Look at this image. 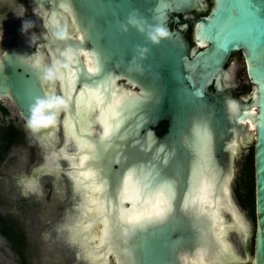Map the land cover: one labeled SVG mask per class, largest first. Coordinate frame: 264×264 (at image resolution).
I'll use <instances>...</instances> for the list:
<instances>
[{
    "label": "water",
    "instance_id": "1",
    "mask_svg": "<svg viewBox=\"0 0 264 264\" xmlns=\"http://www.w3.org/2000/svg\"><path fill=\"white\" fill-rule=\"evenodd\" d=\"M31 1L44 26L3 47L0 97L15 102L26 129L51 149L46 163L23 175L37 183L61 173L73 182L69 161L57 173L46 167L58 149L42 137L51 125L27 124L37 100H68L69 143L57 151L71 148L97 264H264V0H213L212 8L208 0ZM251 2L254 18L242 11ZM194 11L203 14L195 45L179 17ZM161 25L168 36L154 41ZM206 26L219 30L215 41ZM243 57L253 89L236 96ZM55 59L63 92L47 75ZM81 76L107 88L83 89ZM248 109L249 121L240 122ZM163 121L169 127L160 136L154 128ZM251 144L253 258V220L232 190L235 159Z\"/></svg>",
    "mask_w": 264,
    "mask_h": 264
},
{
    "label": "rangeland",
    "instance_id": "2",
    "mask_svg": "<svg viewBox=\"0 0 264 264\" xmlns=\"http://www.w3.org/2000/svg\"><path fill=\"white\" fill-rule=\"evenodd\" d=\"M43 26V18L34 12L31 0H0V42L25 37L30 32H38V27ZM236 54L237 52L233 57ZM242 76V81L247 86L241 94L246 96L253 88L245 69ZM5 103L10 113L3 115L0 112V139L3 131L11 126L21 131L22 138L6 153L0 154L3 155L0 161V216L18 224L19 229L25 233V253L30 264H89L87 258L79 254L80 249L70 231L63 227L78 213L80 197L72 188L74 184L66 173H61L59 179L48 174L38 179L35 185L28 183L23 175H30L46 163L51 149L26 129L25 121L14 101L7 99ZM63 117L64 111H61L54 134V145L58 149L66 144L62 128ZM254 148V144L245 145L244 153H238L232 181L237 206L253 220L252 258L257 230L256 199L253 209L250 203L244 204L243 198L247 192L244 166ZM68 150H71L70 146ZM59 162L63 166L68 165L65 157H60ZM0 264H21V256L11 248V243L1 233Z\"/></svg>",
    "mask_w": 264,
    "mask_h": 264
},
{
    "label": "bare ground",
    "instance_id": "3",
    "mask_svg": "<svg viewBox=\"0 0 264 264\" xmlns=\"http://www.w3.org/2000/svg\"><path fill=\"white\" fill-rule=\"evenodd\" d=\"M51 62H52V65H56L58 67L56 59L54 61L51 60ZM57 80L58 82H60L59 84L61 87V91L63 92L62 90L63 85H62L60 73H59V78ZM58 120L59 118L56 120L55 123L51 124L50 130L42 135V137L46 140V142L53 141L54 139L53 136L57 130ZM63 124H64V120H63ZM64 128H65V124H64ZM68 143L69 141L66 135V145H68ZM57 150L58 149L50 153L49 161L46 164L47 169L53 173L59 172L60 171L59 170L60 163L58 162L59 157L67 158L71 166V169L69 170V174L73 179L72 183L74 184V189L77 192H79V195H80L79 206H77L78 213L76 214V216L74 217L72 221L66 224V227H68V230L70 231L73 240H75L76 243L78 244L80 252L83 253V255L87 258L90 264H97L94 239H93V235H92V231H91V227H90V223H89V219H88V215H87V211H86V207H85V203H84L72 151L63 149L62 152L61 151L59 152ZM36 182L37 180L33 178L28 180V183L30 185H35ZM191 264H195V263L193 262Z\"/></svg>",
    "mask_w": 264,
    "mask_h": 264
},
{
    "label": "trees",
    "instance_id": "4",
    "mask_svg": "<svg viewBox=\"0 0 264 264\" xmlns=\"http://www.w3.org/2000/svg\"><path fill=\"white\" fill-rule=\"evenodd\" d=\"M21 131L11 126L5 131V153L8 151L10 146L18 141ZM3 155H0V161ZM244 177L247 184V192L244 195L243 202L250 203L255 209L256 199V179H255V155L254 150L248 155L245 166H244ZM0 233L4 235L11 243V248L21 256V264H30L28 262L25 246L27 237L25 233L19 229L18 224H13L9 221V218L0 216Z\"/></svg>",
    "mask_w": 264,
    "mask_h": 264
},
{
    "label": "clouds",
    "instance_id": "5",
    "mask_svg": "<svg viewBox=\"0 0 264 264\" xmlns=\"http://www.w3.org/2000/svg\"><path fill=\"white\" fill-rule=\"evenodd\" d=\"M27 23V22H25ZM134 23H138L134 21ZM168 36V31L164 26H157L151 33V38L154 41H158L163 37ZM49 79L59 78V71L56 65H53L47 72ZM68 100L63 96H51L47 99H39L31 107V116L27 121L29 127L35 129L43 124H53L59 117L61 111H65L68 108ZM43 122V123H41Z\"/></svg>",
    "mask_w": 264,
    "mask_h": 264
},
{
    "label": "flooded vegetation",
    "instance_id": "6",
    "mask_svg": "<svg viewBox=\"0 0 264 264\" xmlns=\"http://www.w3.org/2000/svg\"><path fill=\"white\" fill-rule=\"evenodd\" d=\"M209 1V4L212 3V6L211 8L213 7L214 3H213V0H208ZM33 5V4H32ZM201 16H203L202 13L200 12H192L191 14H180L179 17L182 19V22L183 23H188L189 24V29L186 31V36L190 39V41L192 42L193 45H195L196 43V40H195V25H196V22L195 20L200 18ZM176 25L174 22L172 23V26ZM176 26H179V25H176ZM19 39H14V40H5V41H2L0 42V54L2 55L3 54V47L6 46L8 43L10 42H16L18 41ZM236 53V52H235ZM238 54H242V56H244L243 52L240 51V52H237ZM234 54V53H233ZM233 54L231 56V60L230 61H234V59H237V55L236 54L234 57H233ZM244 59V65H245V71L247 72V68H246V62H245V58L243 57ZM244 67H241L239 73L237 74L236 76V82H237V86L234 88V94L236 96H244L241 94V92H244L245 89H246V84L243 83L242 81V73L244 72L243 70ZM248 73V72H247ZM248 78L250 79L249 75H248ZM126 81H124L125 83ZM251 82V80H250ZM252 84V88H253V83L251 82ZM7 99H11V98H1L0 97V112L3 114V115H8L10 113V109L8 108V105L5 103V100ZM15 103V102H14ZM16 105V104H15ZM17 107V106H16ZM18 109V108H17ZM19 111V110H18ZM23 119V118H22ZM24 120V119H23ZM25 127H26V123H25ZM168 127H169V123L168 121H163L161 122L157 127L154 128L155 132L162 136L164 133H166L168 131ZM10 127H8L7 129H9ZM6 129V130H7ZM3 131V134H2V137L0 139V154H3L5 153V131ZM22 138V133L21 135L19 136L18 138V141L17 142H20ZM15 142V143H17ZM13 143V144H15ZM12 144V145H13ZM11 145V146H12ZM10 146V147H11ZM9 150V149H8ZM254 150V155H255V148L253 149ZM71 183H72V180H71ZM72 188H73V185H72Z\"/></svg>",
    "mask_w": 264,
    "mask_h": 264
},
{
    "label": "snow or ice",
    "instance_id": "7",
    "mask_svg": "<svg viewBox=\"0 0 264 264\" xmlns=\"http://www.w3.org/2000/svg\"><path fill=\"white\" fill-rule=\"evenodd\" d=\"M242 11H243V12H244L249 18H254L255 16H257V10L253 7L252 2H251V4H250L249 6L244 7V8L242 9ZM262 18H264V17H262ZM218 32H219L218 29H213L212 31H209L208 27L206 26V27H205V33H204V35L211 36V38L215 41L216 38H217V33H218ZM241 43H242V42H241ZM89 72L95 74V73H97V69H89ZM82 77H83V76H81V87H82L83 89L107 88V84L105 83V81H104V82H100V83L82 82ZM71 92H72V90L69 89V90H68V95H67V96H68V98L72 101L73 98H72ZM102 102H103V101H102ZM110 102H111V101H110V98H108V103H110ZM251 115H252V112H251L250 109L245 110V112H244L242 115H240V116L238 117V120H239L240 122L249 121ZM41 123H43V122H41ZM259 126H260L262 129H264V121L259 122ZM108 135H109V129H108L107 127H105L104 135H103V137H102L101 139L107 137ZM127 179H131V174L128 175ZM214 179H215V177H214ZM221 179H222V178H221Z\"/></svg>",
    "mask_w": 264,
    "mask_h": 264
}]
</instances>
